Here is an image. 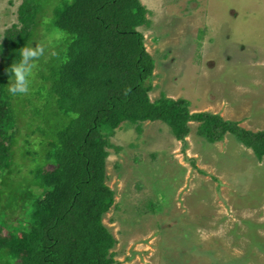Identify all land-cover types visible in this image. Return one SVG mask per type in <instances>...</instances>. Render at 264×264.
Returning a JSON list of instances; mask_svg holds the SVG:
<instances>
[{
    "label": "trees",
    "instance_id": "16d2710c",
    "mask_svg": "<svg viewBox=\"0 0 264 264\" xmlns=\"http://www.w3.org/2000/svg\"><path fill=\"white\" fill-rule=\"evenodd\" d=\"M148 22L140 0H21L0 42V264H117L103 216L115 195L110 136L123 122H163L185 143L195 121L207 141L232 134L264 158V130L191 112L183 98L151 100L155 60L138 30ZM54 29L65 34L56 55L41 58L28 94L10 95L18 50Z\"/></svg>",
    "mask_w": 264,
    "mask_h": 264
},
{
    "label": "rangeland",
    "instance_id": "374dc122",
    "mask_svg": "<svg viewBox=\"0 0 264 264\" xmlns=\"http://www.w3.org/2000/svg\"><path fill=\"white\" fill-rule=\"evenodd\" d=\"M140 1L149 22L138 30L155 60L151 100L183 98L191 112L264 130V0ZM20 2L0 0V42ZM189 125L185 143L160 121L123 122L110 136L115 195L103 223L114 259L264 264V158L232 134L209 142Z\"/></svg>",
    "mask_w": 264,
    "mask_h": 264
},
{
    "label": "clouds",
    "instance_id": "9594fccd",
    "mask_svg": "<svg viewBox=\"0 0 264 264\" xmlns=\"http://www.w3.org/2000/svg\"><path fill=\"white\" fill-rule=\"evenodd\" d=\"M48 24L50 21L45 18L43 21ZM65 34L59 30H53L46 39L35 42V47L30 46L32 42L21 47L19 52V60L12 62L8 66L9 81L7 91L12 96L26 95L30 92V86L34 78V70L39 67L41 58L45 57L46 52L50 55H56L53 51L56 45Z\"/></svg>",
    "mask_w": 264,
    "mask_h": 264
}]
</instances>
